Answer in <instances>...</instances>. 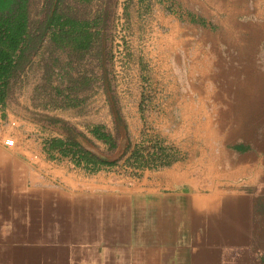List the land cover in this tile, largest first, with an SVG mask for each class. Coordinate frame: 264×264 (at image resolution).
I'll return each mask as SVG.
<instances>
[{
    "label": "crops",
    "instance_id": "0c3cea01",
    "mask_svg": "<svg viewBox=\"0 0 264 264\" xmlns=\"http://www.w3.org/2000/svg\"><path fill=\"white\" fill-rule=\"evenodd\" d=\"M173 5L181 17H162L170 34L156 38V61L182 63L183 73L167 82L157 62V77L189 101L209 98L214 56L230 54V39L245 32L244 0L163 3ZM3 135L0 264H264L261 137L242 146L210 143L199 163L118 178L86 171L33 139L18 136L8 148Z\"/></svg>",
    "mask_w": 264,
    "mask_h": 264
},
{
    "label": "rangeland",
    "instance_id": "374dc122",
    "mask_svg": "<svg viewBox=\"0 0 264 264\" xmlns=\"http://www.w3.org/2000/svg\"><path fill=\"white\" fill-rule=\"evenodd\" d=\"M164 1L26 0L28 49L0 93L3 140L16 142L19 136L47 145L61 133L116 162L103 170L138 178L161 169L134 166L133 155L147 154L152 146L165 147L176 159L172 164H188L191 158L206 159L210 143L232 147L264 139V0H244L245 32L230 39V54L212 61L213 94L191 101L157 77V62L167 82L179 78L183 65L156 61V38L167 40L170 34L162 17H181L178 6H163ZM53 12L77 20L99 18L89 49L50 39L52 29L45 24ZM207 77L208 72L198 75L203 82ZM96 125L111 134L113 150L91 135Z\"/></svg>",
    "mask_w": 264,
    "mask_h": 264
},
{
    "label": "trees",
    "instance_id": "16d2710c",
    "mask_svg": "<svg viewBox=\"0 0 264 264\" xmlns=\"http://www.w3.org/2000/svg\"><path fill=\"white\" fill-rule=\"evenodd\" d=\"M88 1V0H86ZM26 0H0V93L11 71L16 66L17 59L21 58L27 46V14L25 12ZM99 18L94 20H77L62 13L53 12L48 18L45 28L52 29L51 40L64 45L72 44L74 48L89 49L91 40L98 33ZM1 98V94H0ZM99 141L108 146L109 150L115 148L111 134L106 133L101 126L96 125L90 131ZM47 146L57 151L61 157H67L76 166L86 171L95 172L114 166L115 161L105 157L96 156L89 151L60 138H52ZM150 148L141 147V151ZM138 153V152H137ZM134 156V166L139 169L163 168L170 166L176 159L172 158L165 147L152 146L147 154L141 152Z\"/></svg>",
    "mask_w": 264,
    "mask_h": 264
},
{
    "label": "built area",
    "instance_id": "2783aa9c",
    "mask_svg": "<svg viewBox=\"0 0 264 264\" xmlns=\"http://www.w3.org/2000/svg\"><path fill=\"white\" fill-rule=\"evenodd\" d=\"M3 143L6 147L12 148L15 145V141L11 137H7L3 140Z\"/></svg>",
    "mask_w": 264,
    "mask_h": 264
}]
</instances>
